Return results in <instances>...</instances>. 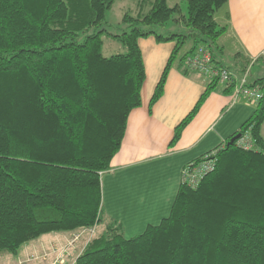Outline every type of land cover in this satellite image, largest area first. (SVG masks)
I'll return each instance as SVG.
<instances>
[{"label": "trees", "instance_id": "obj_1", "mask_svg": "<svg viewBox=\"0 0 264 264\" xmlns=\"http://www.w3.org/2000/svg\"><path fill=\"white\" fill-rule=\"evenodd\" d=\"M186 1L181 19L180 7L167 0H146V12L141 1L138 14L123 17L127 30L110 34L105 25L116 0H0V254L17 255L45 235L101 226V176L141 106L140 39L175 43L151 107L170 70L188 75L185 60L201 46L231 72L217 60L227 30L217 17L229 0ZM174 22L185 30L172 31ZM104 35L127 52L104 57ZM232 76L225 94L239 80ZM218 85L209 81L172 146ZM248 85L259 87L262 99L216 149V170L197 189L181 184L169 216L135 237L126 238L120 221L108 222L73 264H264V76ZM247 131L255 149L239 148L238 140L228 146Z\"/></svg>", "mask_w": 264, "mask_h": 264}, {"label": "crops", "instance_id": "obj_2", "mask_svg": "<svg viewBox=\"0 0 264 264\" xmlns=\"http://www.w3.org/2000/svg\"><path fill=\"white\" fill-rule=\"evenodd\" d=\"M217 21L227 27L219 40L223 52L218 53L217 60L236 78L246 76L249 83L263 77L256 74L258 77L250 81L248 72L264 64V0H229ZM138 43L145 66L141 106L130 113L121 149L111 161L110 170L101 176L104 204L110 199L107 223L120 221L124 235L138 227L157 225L168 217L181 186L183 168L225 146L256 108L244 100H233L232 94L224 93L225 85L219 83L172 146L177 127L195 108L209 81L196 72L186 75L175 66L169 72L163 96L151 107L175 43H158L154 37L142 38ZM247 60L252 69L244 72ZM76 233L67 234L72 238ZM55 241L60 238L49 237L44 243ZM84 245L75 244L81 251Z\"/></svg>", "mask_w": 264, "mask_h": 264}, {"label": "rangeland", "instance_id": "obj_3", "mask_svg": "<svg viewBox=\"0 0 264 264\" xmlns=\"http://www.w3.org/2000/svg\"><path fill=\"white\" fill-rule=\"evenodd\" d=\"M141 1L144 0H116L113 8L108 12L107 14V24L105 25V29L110 34H120L123 32V30H127V26L123 24V17L126 13L131 14H138V5L141 3ZM148 2H152L153 0H147ZM169 5L171 7L178 5L180 7L181 13L179 14L180 19L184 16H187L188 10H187V1L186 0H167ZM146 2L145 0V12L150 9V3ZM149 5V6H148ZM172 31L174 32H180L184 31L185 27L182 22H174L173 23ZM84 37L82 36L81 39ZM103 49L102 54L106 58H110L112 56L118 55V54H125L127 52L126 48L122 46L120 43L113 40L108 35L103 36ZM228 48V46H227ZM229 49V48H228ZM232 62V60H230ZM249 69H252V67H249ZM256 74H259L260 76H264V64H258V66H255L253 70L248 72L249 80L253 81L258 76ZM254 111V110H253ZM262 136L264 137V124L262 126ZM102 183V180H101ZM103 186V185H102ZM103 192V190H102ZM108 200L104 204L103 200V210H104V218L102 219L101 226L99 227V230L105 227L107 224V213L106 210L109 208L108 206ZM105 205V206H104ZM169 216V215H167ZM145 230V227H142V229L138 227V229L133 230L132 232H127L125 234L126 238H132L135 237L141 233H143ZM98 233L95 234V237ZM58 236L60 238V241H55L54 243H44L46 240H48L49 237ZM71 235L65 234V233H53L49 235L42 236L41 238L34 240L32 242L27 243L21 249L19 250L17 255L12 254H0V264H51L52 261L54 262V259L56 256H58L56 262L54 264H61L59 262V254L63 253V249L65 248L68 255L65 258V262L63 264H73L77 256L81 252V247L75 246L76 243L72 244V246L75 248H72L71 246H68V242L71 241ZM70 240H67V239ZM66 239V241H65ZM64 243H61L62 241ZM60 242V243H59ZM82 243V242H81ZM82 245V244H81ZM43 246V247H41ZM70 249L68 250L67 248ZM35 248L34 251L33 249ZM33 250V251H32ZM45 251V252H44ZM46 256L44 257V255ZM70 253V254H69ZM49 254H52V256H49Z\"/></svg>", "mask_w": 264, "mask_h": 264}, {"label": "built area", "instance_id": "obj_4", "mask_svg": "<svg viewBox=\"0 0 264 264\" xmlns=\"http://www.w3.org/2000/svg\"><path fill=\"white\" fill-rule=\"evenodd\" d=\"M185 66L190 71L203 75L208 81L218 80L220 84L228 85L233 82L232 73L228 69L218 66L214 62L211 51L204 46L199 47L196 52L186 58ZM232 96L235 101L244 100L249 105L257 106L263 95L259 87L249 86L247 77L244 76L236 82ZM237 145L244 150H252L256 147L250 131H247L238 139ZM217 152V150L212 151L203 156L199 162H193L185 166L181 173V184L197 189L203 179L216 170ZM96 229L97 225L78 231L72 236L69 246H72L75 242H84V246H86L95 237ZM62 251L63 253L59 255L61 264L65 262L68 255L66 250Z\"/></svg>", "mask_w": 264, "mask_h": 264}, {"label": "water", "instance_id": "obj_5", "mask_svg": "<svg viewBox=\"0 0 264 264\" xmlns=\"http://www.w3.org/2000/svg\"><path fill=\"white\" fill-rule=\"evenodd\" d=\"M241 137V135H236L235 137H233L229 142H228V146L234 144L239 138Z\"/></svg>", "mask_w": 264, "mask_h": 264}]
</instances>
